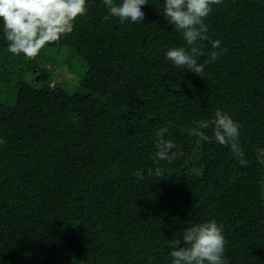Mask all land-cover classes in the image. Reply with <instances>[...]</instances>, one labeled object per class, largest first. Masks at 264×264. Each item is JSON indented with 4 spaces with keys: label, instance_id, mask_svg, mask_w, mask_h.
Returning <instances> with one entry per match:
<instances>
[{
    "label": "trees",
    "instance_id": "trees-1",
    "mask_svg": "<svg viewBox=\"0 0 264 264\" xmlns=\"http://www.w3.org/2000/svg\"><path fill=\"white\" fill-rule=\"evenodd\" d=\"M85 6L33 60L7 51L0 23V264H171L166 240L211 219L226 264H264V0L212 6L226 52L200 76L166 58L186 42L164 0H147L142 23ZM217 109L241 125L247 166L194 134ZM161 129L176 155L157 165Z\"/></svg>",
    "mask_w": 264,
    "mask_h": 264
},
{
    "label": "clouds",
    "instance_id": "clouds-1",
    "mask_svg": "<svg viewBox=\"0 0 264 264\" xmlns=\"http://www.w3.org/2000/svg\"><path fill=\"white\" fill-rule=\"evenodd\" d=\"M107 9L104 21L118 18L121 23H142V6L147 0H103ZM222 0H164V16L168 24L182 34L185 47H174L166 52V58L180 70L200 76L205 66L215 63L226 49L221 48L219 40H211L209 27L205 19L212 13L213 7ZM85 0H0V23L3 24L4 38L8 41L7 51L13 55L23 54L29 60L35 59L46 45L57 44L61 37L71 34L74 22L86 14ZM209 42L212 51L205 53L204 44ZM207 55L203 63L198 58ZM79 122L73 114V123ZM211 127L212 135L204 130ZM241 125L229 114L217 109L213 117L197 122L194 134L201 140L226 147L239 164L247 166L240 142ZM167 129H161L152 159L172 160L176 145L164 138ZM5 141L0 139V145ZM151 172V169L149 170ZM156 174L163 175L161 167H156ZM170 249L171 264H226L224 257L228 241L223 235V228L215 219L190 226L183 232L182 238L166 240Z\"/></svg>",
    "mask_w": 264,
    "mask_h": 264
},
{
    "label": "rangeland",
    "instance_id": "rangeland-1",
    "mask_svg": "<svg viewBox=\"0 0 264 264\" xmlns=\"http://www.w3.org/2000/svg\"><path fill=\"white\" fill-rule=\"evenodd\" d=\"M65 57H66V55H65ZM68 60V59H67ZM69 62H71V63H73L74 65H76L77 63H78V60H77V57H75V56H72V58L71 59H69ZM47 68V67H46ZM76 69V73H77V71H78V67H76L75 68ZM80 69V68H79ZM58 71H60V70H58ZM55 75H58V74H56V73H54V75H53V77H52V80H54L55 82H57V83H59L60 85H62V84H66V83H68V82H75L76 81V79H75V77L73 76V75H70V74H68V75H58V76H55ZM261 147H262V154H264V142H263V144L262 145H260ZM264 189V188H263Z\"/></svg>",
    "mask_w": 264,
    "mask_h": 264
}]
</instances>
